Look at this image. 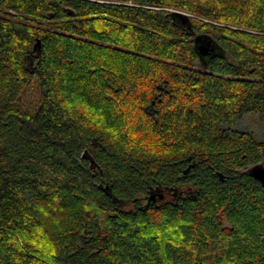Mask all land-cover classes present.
<instances>
[{
	"label": "trees",
	"instance_id": "trees-1",
	"mask_svg": "<svg viewBox=\"0 0 264 264\" xmlns=\"http://www.w3.org/2000/svg\"><path fill=\"white\" fill-rule=\"evenodd\" d=\"M247 113L264 0H0V264H264Z\"/></svg>",
	"mask_w": 264,
	"mask_h": 264
},
{
	"label": "rangeland",
	"instance_id": "rangeland-1",
	"mask_svg": "<svg viewBox=\"0 0 264 264\" xmlns=\"http://www.w3.org/2000/svg\"><path fill=\"white\" fill-rule=\"evenodd\" d=\"M236 128L243 131H250L254 133L258 140L264 141V122L259 118L258 114H245L238 121Z\"/></svg>",
	"mask_w": 264,
	"mask_h": 264
},
{
	"label": "water",
	"instance_id": "water-1",
	"mask_svg": "<svg viewBox=\"0 0 264 264\" xmlns=\"http://www.w3.org/2000/svg\"><path fill=\"white\" fill-rule=\"evenodd\" d=\"M70 15H73L72 12L68 11ZM210 48L205 45H201L198 48V51L201 55H208ZM249 175L256 181H258L261 185L264 186V166L262 165H254L248 170ZM159 199H163L162 194H158ZM149 201H155V196L150 195Z\"/></svg>",
	"mask_w": 264,
	"mask_h": 264
},
{
	"label": "bare ground",
	"instance_id": "bare-ground-1",
	"mask_svg": "<svg viewBox=\"0 0 264 264\" xmlns=\"http://www.w3.org/2000/svg\"><path fill=\"white\" fill-rule=\"evenodd\" d=\"M27 61V60H26Z\"/></svg>",
	"mask_w": 264,
	"mask_h": 264
}]
</instances>
